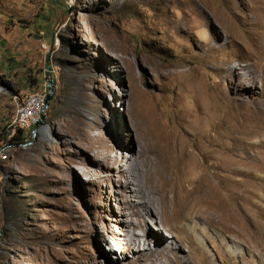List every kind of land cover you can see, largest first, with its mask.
<instances>
[{"label":"rangeland","instance_id":"1","mask_svg":"<svg viewBox=\"0 0 264 264\" xmlns=\"http://www.w3.org/2000/svg\"><path fill=\"white\" fill-rule=\"evenodd\" d=\"M4 129L0 264H264V0H0ZM244 163L251 183L218 172ZM214 195L237 233L173 215Z\"/></svg>","mask_w":264,"mask_h":264},{"label":"bare ground","instance_id":"2","mask_svg":"<svg viewBox=\"0 0 264 264\" xmlns=\"http://www.w3.org/2000/svg\"><path fill=\"white\" fill-rule=\"evenodd\" d=\"M133 163L135 166L137 165V159L134 158L133 159ZM131 164V163H130ZM131 164V165H132ZM241 167L239 168H228V169H221V170H217L218 172H220L222 174V177L227 181V182H233L234 181V176H244V178L246 179H250L251 177V181H254V179H257L256 175H254V171L257 169L256 165H254L252 167V165H248L247 163L240 165ZM255 169V170H254ZM221 176V175H220ZM240 181V180H239ZM257 182V181H256ZM235 184H237V181H234ZM254 183V182H253ZM253 185V184H252ZM262 187V184H261ZM255 190H253V192L259 196V192L257 187H255ZM260 188V187H258ZM160 190V188L158 187L157 190ZM158 190V191H159ZM163 190V189H161ZM163 193V192H162ZM211 193V191H210ZM162 195V194H161ZM163 196V195H162ZM209 196V195H208ZM264 202V196H262V200ZM161 204V203H160ZM185 207L187 208V212H188V216L189 218H193L194 216H199V217H203L206 221V224H208L210 232L214 235H216L217 231H223V232H227L229 234H235V232L237 233V231L235 230L237 225H238V221L236 219V216H233L232 210L226 208V207H221L217 197L214 195L212 196L211 199H199V200H195L194 202H192L190 208L187 206L182 205L180 208H174V206L172 207V211H173V215L175 214L176 219L179 218V214L181 212H183L185 210ZM157 210V209H156ZM155 208L153 209H149V212H145L144 214L147 213H154V211L156 212ZM158 211V210H157ZM160 211H161V215L165 214V209H164V205H160ZM140 216H142V214H139ZM154 228V227H153ZM156 229V228H154ZM195 231V230H194ZM261 243H264V233L263 230H260L259 234L257 233ZM250 237V236H249ZM137 236L135 234H132V236L128 239V241L126 242V247L128 248L130 244H133L136 241ZM251 238V237H250ZM248 239V238H247ZM141 243V242H140ZM147 243V238H144V245ZM187 244H185V247L187 248V252L190 253L191 250H193V248H195V245H202L203 242L201 241V239H199V236H197L196 233L192 232L190 233V236L186 242ZM247 245L251 248L255 247V245L250 244L249 242H246ZM184 244L183 239H181L180 237H178V245L176 249H179V247ZM261 244V246H263ZM234 252H238V249L234 248L233 250ZM233 252V253H234ZM176 260H178L179 258H175Z\"/></svg>","mask_w":264,"mask_h":264},{"label":"built area","instance_id":"3","mask_svg":"<svg viewBox=\"0 0 264 264\" xmlns=\"http://www.w3.org/2000/svg\"><path fill=\"white\" fill-rule=\"evenodd\" d=\"M39 35L43 37V32H39ZM40 47L45 49L43 43H41ZM46 97L47 93L45 89L24 96V98L16 106L10 126L13 129L15 127L24 128L25 126L32 124L35 119L42 116L46 107Z\"/></svg>","mask_w":264,"mask_h":264},{"label":"trees","instance_id":"4","mask_svg":"<svg viewBox=\"0 0 264 264\" xmlns=\"http://www.w3.org/2000/svg\"><path fill=\"white\" fill-rule=\"evenodd\" d=\"M5 131H6L5 129L2 131L1 137H0V141H1L2 138L3 139H6L7 138V133H4ZM14 131H15L14 135H12L10 137V139H9V142L10 143L15 144V145H20V144H22L24 142H27L26 141L27 138L25 136L24 128L15 127L14 128ZM101 252H102V254H105V253L107 255L109 254V252H107V251L104 252V249L103 248H101Z\"/></svg>","mask_w":264,"mask_h":264},{"label":"water","instance_id":"5","mask_svg":"<svg viewBox=\"0 0 264 264\" xmlns=\"http://www.w3.org/2000/svg\"><path fill=\"white\" fill-rule=\"evenodd\" d=\"M50 58H51V50H49L45 54V62H46L45 69L47 70V72L50 71V66H49V60H50ZM51 85H52V80H48V84H47L48 94H47V97H46V100H45V106L48 104V101L51 99ZM42 120H43V116H41L39 122L34 125L33 130L36 129V127L42 122Z\"/></svg>","mask_w":264,"mask_h":264}]
</instances>
